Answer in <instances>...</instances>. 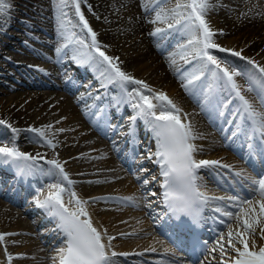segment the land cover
Instances as JSON below:
<instances>
[{"label":"bare ground","instance_id":"6f19581e","mask_svg":"<svg viewBox=\"0 0 264 264\" xmlns=\"http://www.w3.org/2000/svg\"><path fill=\"white\" fill-rule=\"evenodd\" d=\"M153 1L154 0H83V2L81 3V11L84 13L85 18L88 20L89 25L91 26L93 31L97 33V41L99 42L102 51H105L106 54L109 56L118 58L117 62L119 63L121 69L125 72H127L129 68L127 62H132L134 64V61H136L137 63L135 64V66L137 67L135 73L136 75H138V78L146 82L150 86V88L153 89L154 92H164L167 94V96L169 95L171 98L173 96V95L171 96V93L174 87L172 86L173 88H171L168 86L169 87L168 88L165 85L161 84L163 80H164L163 83L165 82L166 79H164V77L166 78V76L162 74L161 72L162 69L160 67L161 61L158 62L156 60L157 59L156 56L160 55L159 53L160 52L162 53L163 51L164 53L165 51H167L168 53L167 52L166 53L170 55L171 53H169V51L171 52L174 51V50L173 51L170 50L172 48L169 49L167 48L170 45V42L174 44L175 42L179 41L177 40V38L180 39V41H182L181 38L183 37H186V40L188 38L182 32H177L175 30H168L167 26L165 28L166 30L165 32L157 35H152V33L155 32L156 28L158 27L160 28V25L157 24V22H155L156 10L154 12L152 11L153 14H151L150 11V5H152ZM234 1L236 0H209L211 7L209 8L207 13L216 12V14L222 15L220 21L223 22L222 25L224 26V28L220 29V31H224V33L233 32L235 35V40L236 39L243 40L242 43L244 44L250 41V43L246 45L249 48H253L254 50L260 48V44H262V41H264V35H262L263 36L261 38L262 40H259L258 38L259 35L256 34L264 33L263 12L242 6H239L237 10L234 11L231 10V8L228 9V7L234 5ZM247 1L248 2L250 1L254 4L263 0H247ZM17 2L18 4L21 3L22 8L25 9L27 12H30V14H32V17L34 16V18H36L39 15L38 18L42 19L41 17L42 15L44 16L50 15L48 18L51 17L50 19L52 22L51 25L44 24L38 26L31 22L32 21L31 18L29 19L30 21H19L22 25L20 27L21 28L20 31H22L21 36H23V38L25 39L20 40L17 38L16 41L18 42V44L12 46L9 44L10 42L9 43L6 42L5 41L6 39L3 38L2 36L3 35L9 36L8 35L9 31L6 30L5 28L7 26L9 27L13 23L10 15L13 12L14 8L18 7ZM7 3L11 4L12 7L8 11V14L2 18L3 27H0V36L1 34L3 35L0 37V57L2 56V52H1L2 48L8 46L10 50L11 58L5 61V64H7V68L9 69L6 68L7 70L0 71L1 74L4 72L6 76V79L0 80V119L6 121L8 124H11L13 128H17L21 130L17 134V138L15 140L16 146H18L20 151L25 153H30L35 155L37 153L45 154V158L47 156L58 157L59 155L57 160L60 159L61 164L63 165L65 164L64 167L67 170L66 173L70 175V178L72 176H75L72 177L73 180L79 181V184L73 183L71 187H74L73 191H75L78 197H80L83 200L89 199L90 196L93 194H96L95 197L97 196L100 197V193L104 194L103 195L104 198H108L111 197L112 194L115 195V193L121 195V191H122L123 193H127L129 195L136 193L135 195L139 197L138 198L139 203H142V199H140V197L142 196L141 194L142 189H140L138 180L135 179L137 173L128 174L127 172H125L126 171L124 169L125 165H123L124 162H120L113 156H109L112 154L108 146L110 143L107 142L106 139H104L100 135L97 136L95 134L92 135L91 132L87 131L86 130L87 127L91 129L90 123L86 124L82 119L86 115L87 111L88 114L93 117V119L94 117H96V114L101 111L102 112L101 120L104 119L106 123H107V118L111 117L108 126L111 129H115L117 132L114 137L115 140L117 141L115 144H118L119 139H116L118 138L117 137L118 134L121 133L135 134L136 137L138 138L137 140L138 143L140 140H142L139 144H136V148L138 151H141L139 155H141L144 158L145 157L148 158L149 153H152L151 149L147 150V147H145L146 146L145 144L148 143L149 148H151L150 143L152 144V142L154 141L153 139L150 138L151 132L145 126L144 122L140 119H137L135 124L131 123L132 121L130 120V118L134 115L133 109L129 105H127L125 108L122 107L124 101L127 99L126 95H124V93L121 92L116 98H113L117 95V92H119L120 89L115 88V85H108L105 88L101 87L100 71H102L103 68L97 69L95 66H91L88 64H85L83 68L76 67V65L73 64L74 62L72 63V60L70 59L62 62L59 58L60 53H57L55 51L57 47H60L62 45L61 44V41H63L62 38L66 40L69 39L70 41H72L71 43H69V46L75 50L74 55L80 56L84 51H87L81 45L75 43V40H87V42L90 43L91 38L88 35L87 31L83 28L81 30L79 29L78 30L79 32L74 30V24L76 20L75 15L74 18L72 19V22H71V17L69 15L71 12L72 13L75 12L74 5L71 2H69L65 6L61 3V0H7ZM137 5L138 6L141 5V8H143L142 12H134L133 10L135 9L134 6ZM61 7L63 8V11L67 13V15L61 16L60 19L58 20L57 19V16L59 15L58 9ZM234 7L236 8L237 6ZM224 9L229 10V12L225 11ZM32 12H35V14ZM115 13L117 14L119 13V15H116ZM150 20L153 21L151 22ZM68 23H71L69 24L70 26L68 25ZM15 25H17V23H15ZM25 27L38 28L42 32L41 34L35 31L29 32L28 30H26ZM70 29L72 33L70 32ZM144 31H146V33L149 35L150 38L144 37L145 36ZM247 32H250L251 34H248ZM61 33H63V35H61ZM253 33L257 37L256 40H252L249 38V35H252ZM121 36L122 37L124 36L125 40L123 41L122 45L118 46L117 44L114 43L115 42L114 40L116 37H121ZM28 39L29 40L33 39L36 42L38 41L40 42L41 45L42 44L46 45V47L48 45L54 46V49H52L53 57L55 56L54 60H58V61L60 60L59 65L57 66L58 69L56 68L55 71V73H57L56 76L58 77V80L56 79L51 80L50 78H46L48 77V75L52 76L55 73L52 74V71L50 72L46 71L47 69L42 67L43 66L42 64H44L42 63V59L50 58L53 60L52 54L49 51H45L41 49L40 45L37 46L38 42L35 44L34 43L31 44L30 41H28ZM161 40H163V42H161ZM107 41H110V44ZM182 42L181 44H183ZM240 42L241 41H238L239 44ZM221 43L223 44L222 41ZM22 47L26 48L28 52L26 51L25 53H21L22 50H24ZM236 51H239V49H237ZM117 53H119L120 55H118ZM22 58L27 59V61H25V66L23 68L21 66V63H19V61L15 62V60L18 59H20V62H22L23 61L21 60ZM177 58L178 57H176L174 60L173 58H170L169 60L167 59V61L170 64V69H169L170 73L175 74V77H179V79H181V74L184 72V70H182V72H179L177 69L179 65H181V63L184 62L185 60L180 59V61L178 62L176 61ZM179 58H181V56ZM145 59H147L146 61L148 65L145 62L143 64L142 61H144ZM85 66L87 67L85 68ZM165 71L167 72L168 70H166L165 68ZM7 77L10 80L7 79ZM255 77H258V75L254 76V79ZM84 78L86 79L85 83H83ZM237 81L242 86V89L243 87L247 88V86L245 85V81H243L240 77H237ZM91 83L93 84L97 83L95 85H98L99 89H96L95 92H93L91 90V85H90ZM78 84L80 85V88L78 90H74L75 87L78 86ZM130 86H132V88L137 87L135 85H130ZM130 86L129 88H131ZM59 87H62L63 89L65 88V89L73 90L74 91L73 95L77 93L76 98L83 99V102L77 105L76 103L74 104L73 99L70 98L71 99L70 101L71 105H70L68 103V99H69L68 97L70 96L67 95L68 93L63 92V90H59L60 89ZM255 88L256 91L259 93L262 91L258 81L255 83ZM177 90L175 91L177 92ZM93 94L95 96H93ZM97 94H99L100 96ZM97 96H99V99L96 98ZM172 99L175 102V104H177V106H178L177 103L178 101L182 103V101L178 100V98L175 99L172 97ZM98 100H100V103ZM202 100H203L202 104H204V99L202 98ZM59 104L60 105L63 104L62 107H64V111L59 106ZM255 105H258V101L255 103ZM18 106H19L18 109H21V111L20 112L16 111L17 113L12 112V109H14L15 107L17 108ZM117 108L118 110L117 112H115ZM35 109L38 110L39 112L36 111L33 112ZM257 109L259 110V108ZM65 110H68L69 112H66ZM203 110L208 113L211 112V110L209 109V105L203 107ZM187 115H190V121L195 130L197 127L195 124L198 122L197 121L198 116L196 117V114L193 111V109H189ZM181 118L183 121L184 117L181 116ZM49 125L51 127H46ZM30 128H44L46 137L48 139H51L53 143L57 145V147L53 149L35 142L34 140L35 134L27 131ZM60 129H64V131H60ZM74 130H78L79 132L78 131L75 132ZM102 130H103L102 135L107 136L109 132L108 131L106 132V129L104 128ZM198 132L200 133V131ZM205 134L207 135V132ZM12 135L13 134L11 133L10 129H7V127L3 129V127L0 125V146H5V145L12 146L11 144ZM212 136L215 138L211 139L212 141H210V143H208V141H206L204 138H199L194 141L197 148L199 149L195 154L196 157L205 159L208 155H210L207 154V152H205L203 149L206 143L209 144L210 149L214 145L213 142H216L218 144L219 141L218 135L213 132ZM208 137H210L209 134ZM61 140L68 142L69 151H70L69 154L63 153L64 154L63 155L61 154V152L58 153L59 143H62ZM120 140L122 139L120 138ZM36 144L38 145L36 146ZM217 148L219 149V144ZM218 149L216 154H218L220 157L224 156L225 158H231L233 156V154L229 152L228 148L220 146V149L219 150ZM61 155H63V157L64 156L67 157L68 155L66 161L70 162L73 165L75 164L73 170L69 169L70 166L67 167L68 166L67 162H65V160L62 159ZM103 156H104L103 158L104 160L102 159L103 162L101 163V160L98 158ZM117 157L122 158L120 155L119 156L117 155ZM39 163L41 164V162ZM40 164L38 165V167H42L43 163L42 165ZM103 165L104 166L110 165L109 166L110 168H114L115 170L116 169L118 170L115 171V173L113 174H109L107 170L103 168ZM95 167L98 168V170H96ZM122 170L125 171L124 174L121 175V173H123ZM117 175H118V179H117ZM11 178H13L12 179V181H14L13 184L16 185L17 189L11 183L10 186L12 187L8 186L9 190L8 193H6V191H3L2 189H4L5 187L7 188V182ZM40 178H46V180L51 179L53 181H56V183L58 182V178L45 175L38 171L34 175L21 176L17 173L13 165L0 164V181L3 180L6 182V183L3 182V184H1L0 192L3 193L2 194L3 196L6 197L9 196L10 198H12V201L18 205L21 202H23V199L25 198L24 194L29 191L27 190L28 188H26L25 185H28L29 182L38 183ZM110 179L113 180V182H110V184H108L107 182H109ZM50 183L52 184V182ZM41 190L42 191H39L38 193L41 195L42 198L40 199L42 200L44 199L47 193H45L46 189L45 190L41 189ZM21 191L24 192L22 193ZM11 192L12 193L15 192V193L12 194ZM152 192L155 191H151L149 194H151ZM162 194L163 191L161 192V197ZM112 198H116V197L113 196ZM66 199H68V197L65 196V201H67ZM99 200L93 202L92 199H90L86 207L89 212V215L91 216L93 226L97 227V229L101 230L102 232H105L106 230V235L104 237L105 242L106 243L109 242L108 237H115V239L110 241V248H109L110 252L114 250L113 249L114 247L115 249H121L123 251L124 250L134 251V249H139L144 247H149L150 252L151 251L165 252L166 250L173 251V248L170 246L169 242L166 241L165 239L163 240L161 236L156 234L155 230L149 226V221L147 220L146 221L148 222V225L143 230L146 229V231L149 232V234H146L145 236V238H150L149 240H144V242L142 241L143 239L140 240L139 235H136L140 233V230H137V228L136 229L133 228L135 229L133 231L131 230L128 231V229L131 228V227L128 228L129 225L132 226L135 223L133 218L138 217V213H141L140 211L139 212L133 211L132 213L129 214V211L126 212V210H128V208L125 207L126 205H124L118 199H115L112 202L111 200L108 201L103 199L101 200L100 203ZM34 203L35 202H33V204ZM16 204H11L10 202L7 203V201L4 198L0 199V234H6L5 233L7 232L6 230H8V233L12 234L9 236L5 235V239L3 241H0V256L2 255L3 251L6 250L5 256L11 254V256L13 257V259L11 260V264H21L23 263V261H26L27 258L30 256L28 254L29 251H27L26 249L28 248L29 245H31L30 242L32 240L29 242L28 237L25 236L23 237L22 235L15 234L14 232L18 231L19 233L20 231H25L31 233L32 232L31 229H34V232L38 233L39 235V231L35 230L36 229L35 224H33V222L35 221V223L38 226H40L39 225L40 223L45 224L44 225L45 228H43L44 231L42 232L41 239H43L45 248L53 250L52 259H51V263H53L54 258L58 256V252H57L58 249L64 247V240H62V243L58 245L53 243L57 239H60L62 236L60 230L57 227V223L51 220L50 218L51 216L48 214V212L45 209L38 207L37 204H34L36 207L33 208L36 209L37 217L30 219L28 215L25 214L24 210H22V208H19ZM122 217H124L125 220H121ZM119 220H121L122 222H119ZM4 223H7L8 226L10 227L4 226ZM262 225H264V221H262ZM126 226H128L127 227L128 229L123 231L124 229H126ZM140 227H143V225L138 224V228ZM112 231L114 232L123 231L121 232V234H124V232L127 231L128 232L124 238L123 235L122 236L114 235ZM256 233L258 235V236L256 235V239H254V241L250 239L249 241L250 248L252 247V244L254 245L258 244V246H261V244H263L264 246V239H262L259 235L260 230H256ZM111 234H113L114 236H111ZM117 239L120 240V242H116L115 240ZM152 249L155 250L153 251ZM19 250H21L22 252L20 253ZM146 253L148 254V252ZM1 258L2 257H0V261ZM2 261L0 264H4ZM41 262L40 260L35 261V264L44 263ZM188 262L189 261H185V264ZM57 264H58V259H57ZM112 264H126V262L121 261V259H117V258L115 259L112 257Z\"/></svg>","mask_w":264,"mask_h":264},{"label":"snow or ice","instance_id":"6c2138e0","mask_svg":"<svg viewBox=\"0 0 264 264\" xmlns=\"http://www.w3.org/2000/svg\"><path fill=\"white\" fill-rule=\"evenodd\" d=\"M69 2L74 5L75 13L78 15L83 29L87 30L91 38L90 43L87 40H75L76 44L81 45L87 51H84L80 56H74L73 59L82 65L88 64L97 69L103 68L100 71L101 87L115 85L126 95L129 106L134 111L130 120L133 123L137 119L142 120L156 143V151L149 153L148 158L155 157V163L160 168V175L163 179L161 187L164 189L162 203L176 219L187 217L193 226L198 225L202 218V206L207 204L209 199H225L223 197L210 198L200 190V185L197 183L199 170L213 166L220 168H230L231 166L221 164L218 160L198 161L195 158L199 149L194 141L201 137L195 132L191 121H182V109L166 93L154 92L146 82L135 79L123 71L117 62L118 58L109 56L101 50L97 41V33L93 31L81 11L83 0H61L65 6ZM167 2L168 0H155V6L159 7V10L156 11L155 22L167 23L168 30L182 32L188 37L187 42L179 46L181 59L191 66L181 74V79L186 80L183 87L193 96L199 93L204 99L202 107L210 105L220 117L225 116V110L232 99L238 101L229 120V123L235 128L232 136L248 134L252 138L259 137L264 143V112L257 110L253 102L246 98L242 86L237 81V77L247 76L250 84L247 89L249 92L255 90V83L258 81L262 89L258 93L259 100L261 104H264V66L248 60V63L252 64L260 74L254 79L253 74L238 70L228 61L221 60L213 54L212 50H218L223 53H231L235 57H241V52L221 47L215 43L213 39L215 33L206 20V14L211 7L209 0H183V2L177 0L174 8L165 9L163 5ZM155 6L153 10H155ZM11 7L12 5L7 3V0H0V27H3L2 18L8 14ZM58 12V20L61 16L67 15L62 7L58 9ZM165 31L158 27L152 35ZM71 42L69 41V43ZM69 43L57 47L55 51L60 53L62 49L69 46ZM130 85L137 87L130 89ZM225 93L228 96L227 101L219 102V97ZM96 98L99 99V96ZM236 121L239 123H234ZM243 124L250 126L249 132H244ZM0 125H6L13 134L12 146H0V164L13 165L21 176L34 175L38 171L58 178L57 183L49 185V191L44 199L36 200L38 207L45 209L49 215L56 219L57 227L65 238L64 247L58 251V264H112V257L118 255L114 251L109 252L110 241L115 237H108L109 242L106 243L104 239L106 230L102 232L93 226L86 207L89 201L81 199L75 191L67 187L74 181L69 178L63 165L58 160L52 159L46 160L51 168L45 170L38 167L39 161L45 158L40 153L33 156L30 153L22 152L15 144L17 134L21 130L13 128L4 120H0ZM27 131L35 134V142L53 149L57 147L51 139L46 137L44 128H30ZM60 131H64V129H60ZM236 175L239 176L241 173H236ZM257 176L258 178L247 179L250 197H258V199H240L236 196L227 198L229 201H238L241 205L240 212L235 215L231 212L223 213L239 222L241 229L236 232L230 229L227 233V246L236 253L233 264H264V247H260L258 251L253 250L250 248L248 238L250 235L257 234L256 226H261L259 235L264 239V225H262V221H264V173L258 172ZM143 183L147 184L148 181L145 179ZM65 193L68 196L67 202ZM152 195L155 196L156 193H152ZM99 199L102 198H92V201L96 202ZM104 199H119L136 204L135 197ZM70 205L74 206L70 207ZM243 205H247V207H243ZM256 205H259L258 213ZM216 211L219 212L221 209L217 208ZM5 235L12 234H0V241L5 239ZM192 243L195 248L197 241L193 239ZM238 244L242 247H238ZM220 249L222 253H225L224 244H220ZM215 250L213 249V251ZM120 255L129 254L121 253ZM12 259L13 257L8 255L9 264Z\"/></svg>","mask_w":264,"mask_h":264},{"label":"rangeland","instance_id":"374dc122","mask_svg":"<svg viewBox=\"0 0 264 264\" xmlns=\"http://www.w3.org/2000/svg\"><path fill=\"white\" fill-rule=\"evenodd\" d=\"M183 0H180V2H182ZM177 3V0H173V2H172V0H168V2L166 3V4H164L163 5V7L165 8V9H172V8H174L175 7V4ZM246 3H247V5H251L252 7L254 6V4L252 3V2H248L247 0H246ZM250 3V4H249ZM262 2H259L258 4H261ZM17 4H18V2H17ZM244 5V1L243 0H241V1H239V3L237 2V3H234V5H233V9L231 8V10H237V8L240 6V5ZM21 5V6H20ZM155 6V5H154ZM154 6H153V8L151 9V14H153L152 13V11L154 12L155 10L156 11H158L159 10V7L157 6H155V10H153L154 9ZM234 6H237L236 8L234 7ZM20 7V8H19ZM139 8V9H136V12H142V10H141V6L139 5H137V6H135V8ZM16 8V9H15ZM14 8V10H13V12L11 13V15H10V17H11V20L13 21V23L8 27H6L5 29L6 30H8L9 32H10V34H9V32H8V35L9 36H7V35H3V34H1V36L3 37V38H5L6 40V42H10L9 44L10 45H12V46H15L16 44H18V42L16 41V39L18 38V39H25V38H23V36H21L22 35V31H20V27L22 26L21 25V23L19 22V21H30L29 19L31 18V22L33 23V24H35V25H38V26H41V25H44V24H50L51 25V17L50 18H48L49 16L47 15V16H44V15H42L41 17H42V19H39L38 17H39V15H38V17H36V18H34V16L32 17V14H30V12H27L25 9H23L22 8V4L21 3H19L18 4V7H15ZM22 8V9H21ZM157 8V9H156ZM228 9H230V8H228ZM262 9V8H261ZM225 11H228L229 12V10H226V9H224ZM264 10V9H263ZM155 11V12H156ZM74 12V11H73ZM231 12V11H230ZM264 12V11H263ZM32 13H34L35 14V12H32ZM150 13V12H149ZM215 13V14H214ZM214 13H207L206 14V20H207V22H208V24H209V26H210V28L213 30V32L215 33V35H214V37H213V39H214V41H215V43H217V44H219L221 47H224V48H227V49H231V50H234V51H236L237 49H239V52L240 51H242V52H244V53H242L241 52V57H244V58H247V59H245V61H248V60H252V61H254V62H258L261 66H264V41H262V44H260V48H258V49H253V48H249V47H247L246 45H248L249 43H250V41H248V42H246V44H244V43H242V41L243 40H239V39H236L235 40V35H234V33L233 32H225L224 33V31H220V29H222V28H224V26L222 25V23L223 22H221L220 20V18H221V16L222 15H220V14H216V12H214ZM116 15H119V13L117 14V13H115ZM155 14V13H154ZM70 15V17H71V22H72V19L74 18V15H75V18H76V20H75V24H74V30L75 31H78L79 29L81 30L82 28H83V26H82V23L79 21V17H78V15L74 12V13H70L69 14ZM119 17V16H118ZM151 21V20H150ZM153 21V20H152ZM151 21V22H152ZM44 22V23H43ZM15 23H17V25H15ZM69 24H71V23H68V25ZM157 24H159L160 25V28L161 29H165V26H167V24H164V23H161V22H157ZM163 24V25H162ZM70 26V25H69ZM13 27V28H12ZM218 27V28H217ZM26 28V27H25ZM216 29V30H215ZM14 32H13V31ZM26 30H28L29 32H31V31H35V32H39L40 34H41V30L40 29H38V28H26ZM86 30V29H85ZM218 30V31H217ZM12 31V32H11ZM87 31V30H86ZM70 32H71V29H70ZM79 32V31H78ZM72 33V32H71ZM144 37H147V38H150L149 37V35L146 33V31H144ZM222 35H221V34ZM248 34H251L250 32H247ZM217 34V35H216ZM242 34V33H241ZM256 35H259L258 36V38H259V40H262L261 38L263 37L262 35H264V33H257ZM256 35H254V33L252 34V35H249V38L250 39H252V40H256L257 39V37H256ZM0 36V37H1ZM218 36V37H217ZM252 36V37H251ZM188 38V37H187ZM224 38V39H223ZM62 40L63 41H61V44L63 45V44H65V43H69V39L68 40H66V39H64V38H62ZM125 40V37L123 36H121V37H116L115 38V44H117L118 46L119 45H122L123 44V41ZM177 40H179L178 42H175L174 44L172 43V42H170V45L167 47L168 49L169 48H172L173 50H174V53L177 55V57H180L181 56V48L179 47L180 45H182L181 44V42L183 43V44H185L186 42H184V41H187L186 40V37H183V38H181V40L182 41H180V39H178L177 38ZM218 40H219V43H218ZM28 41H30V43L32 44V43H37L36 41H34L33 39H31V40H29L28 39ZM221 41L223 42V44L221 43ZM238 41H241L240 42V44L238 43ZM109 44H110V41H107ZM38 45L37 46H39L40 45V48L41 49H43V50H45V51H49L51 54H52V52H53V50L52 49H54V46L53 45H48L47 47H46V45H41L40 44V42H38L37 43ZM60 44V45H61ZM113 44V43H112ZM178 44H179V46H178ZM175 45V46H174ZM11 46V47H12ZM230 47H233V48H230ZM245 47V48H244ZM23 48V47H22ZM178 48V49H177ZM241 48V49H240ZM24 50H22V52L21 53H25L26 51L28 52V50L26 49V48H23ZM167 49V50H168ZM176 49V50H175ZM254 50V51H253ZM70 51V52H69ZM1 52H2V56L0 57V71H2V70H7V69H9V68H7V64H5V61H7L8 59H10L11 58V54H10V50H9V47L8 46H6V47H3L2 48V50H1ZM166 52L167 51H165V53H164V51L161 53L162 54V56L161 55H157L156 56V60L158 61V62H160L159 64L161 65L160 67H161V69L164 71V73H166V74H164L163 73V71H162V74L164 75V76H166V80H165V82L163 83V82H161V84H163V85H165L166 87H171V88H173V90L175 91V90H177V92H179V93H177L176 91L174 92L173 90H172V95H174L175 97L178 95V96H182L181 98H185L186 96H185V94H182L183 93V88H181V91H180V88H179V86H180V81L179 80H177V82L174 80V78H172L173 76H170L171 74H170V72L169 71H165V68H166V70H168L167 69V67H166V65H165V67H164V62H163V60L165 59V58H167V57H169V55H167L166 54ZM212 52H213V54H215V55H217V57L218 58H220L221 60H226V61H230V59H232L231 58V53H227L226 55H224L223 56V54L224 53H222V56H219V54H217L219 51L218 50H212ZM260 52V53H259ZM74 53H75V50L72 48V47H70V46H68L67 48H65V49H62V51L60 52V60L63 62V61H65V60H72V63L73 64H76L77 62L73 59V57L74 56H76V55H74ZM248 53V54H247ZM71 54V55H70ZM118 55H120L119 53H117ZM230 55V56H229ZM230 58H229V57ZM70 57V58H69ZM233 58H234V60L235 61H237V60H239L241 57H235V56H232ZM52 58H53V60L52 59H50V58H43L42 59V63H44V64H42L43 66L42 67H44V68H46L47 70L46 71H52V74H54L55 73V71H56V68L58 69V65H59V61L58 60H54L55 59V56L53 57V54H52ZM160 59V60H159ZM21 60H23L22 62H20V59H18V60H15V62L16 61H19V63H21V66H22V68L25 66V61H27V59L26 58H22ZM147 59H145L144 61H142L143 62V64H144V62L147 64V61H146ZM12 61V60H11ZM41 61V60H40ZM179 61H180V59H179ZM233 60H231L230 62H229V64H234L235 63V61H233ZM242 61H244V60H242ZM14 62V61H13ZM137 62L136 61H134V64L132 63V62H127V65H128V70H127V74H129L130 76H132L133 78H135V79H139L138 78V75H136V73H135V71H136V67L137 66H135V64H136ZM167 63V62H166ZM246 64H248V66H250V68H251V72H249V73H252L253 75H256V73H257V70L255 69V67L252 65V64H249L248 62H245ZM158 64V65H159ZM236 64V63H235ZM238 64V65H237ZM237 66H235L237 69H241V68H243V69H245V67H243L239 62H237ZM148 65V64H147ZM167 65H168V63H167ZM223 66V65H222ZM48 67V68H47ZM87 66H85V68H86ZM135 67V68H134ZM163 67H164V69H163ZM170 67V66H169ZM7 68V69H6ZM190 68V67H189ZM189 68H187V69H189ZM245 70H247L248 71V68L247 69H245ZM16 73V72H15ZM134 73V74H133ZM169 73V74H168ZM255 73V74H254ZM56 74L57 73H55L54 75H48V77H46V78H50L51 80H53V79H58V77L56 76ZM168 76V77H167ZM4 77V78H3ZM53 77V78H52ZM55 77V78H54ZM171 77V78H170ZM1 79H6V76H5V74H4V72L1 74L0 73V80ZM7 79H9L8 77H7ZM45 79V78H44ZM168 79V80H167ZM10 80V79H9ZM139 80H141V79H139ZM85 79H84V83H85ZM166 81H167V83H166ZM169 81H170V83H169ZM97 83H98V81H97ZM97 83H95V84H97ZM173 83H175V84H173ZM176 83H177V86H176ZM95 84H91V90L92 91H95L96 89V87L98 86V85H95ZM95 85V86H94ZM173 86V87H172ZM168 87V88H169ZM115 88H118V89H120L118 86H115ZM177 88V89H176ZM117 89V90H118ZM176 94V95H175ZM180 94V95H179ZM199 94V93H198ZM95 96V95H94ZM187 98V97H186ZM185 98V101H187V103L189 102L188 101V98L186 99ZM59 106L63 109V111H64V107H62L63 106V104H59ZM19 108V106L16 108H14V109H12V112H20L21 111V109H18ZM66 108V107H65ZM39 112L38 110H34L33 112ZM66 112H69L68 110H65ZM16 112V113H17ZM72 116V115H71ZM197 116V115H196ZM200 116V117H199ZM72 118V117H71ZM198 120H199V118L201 119L202 118V116L201 115H198ZM1 120V119H0ZM197 120V121H198ZM204 124H200V126L197 128L198 129V131H200V133H199V135H201L202 136V138H204L206 141H208V140H210V139H212L213 138V132H212V130L210 129L211 127H206L207 125H204ZM2 127H3V129H5V127H6V125H1ZM202 127V128H201ZM200 128V129H199ZM206 128V129H205ZM211 130V132H210V130ZM203 132H202V131ZM78 131V130H77ZM205 131V132H204ZM79 132V131H78ZM207 132V135L205 134ZM2 134H3V132H2ZM208 134H209V136L210 137H208ZM79 135H81V134H79ZM208 139V140H207ZM61 142L62 143H59V148H58V153H60L61 152V154H69L70 153V151H69V144H68V142H65V141H63V140H61ZM65 146H64V145ZM208 146L206 147V149H205V152L206 151H210L211 149H210V146H209V144L208 143H206ZM38 144H36V146H37ZM63 146V147H62ZM68 147V148H67ZM87 148H88V145H87ZM63 154V155H64ZM33 156H36L35 154H32ZM63 155H61L62 156V159H64L65 160V162H67L66 161V159H67V157H68V155H67V157L66 156H64L63 157ZM41 156H43L44 158H45V154H41ZM58 157H59V155H58ZM58 157H46L45 159H42V160H40L39 162H41V164L40 165H42V163H43V165H42V167L44 168V169H49V168H51V165H49V164H47L46 163V160H52V159H54L55 158V160H57V158ZM66 157V158H65ZM49 158V159H48ZM51 158V159H50ZM98 159H100L101 160V163L103 162V160H102V157L100 158H98ZM58 161L60 162V159H58ZM97 161V160H96ZM61 163V162H60ZM80 163H83V162H80ZM98 163H99V161H98ZM63 165V164H62ZM65 165V164H64ZM64 165H63V167H64ZM67 167H69V169H71V170H73V168H74V165L73 164H71L70 162H67ZM72 165V166H71ZM81 165V164H80ZM79 165V166H80ZM104 167V166H103ZM96 168V167H95ZM100 168V167H99ZM64 169H65V167H64ZM96 170H98V168H96ZM106 170V169H105ZM113 171V170H112ZM65 172H67V170L65 169ZM111 172V171H110ZM108 173H109V171H108ZM68 174V173H67ZM109 174H111V173H109ZM69 176V178H70V175H68ZM72 177H75V176H72ZM71 177V178H72ZM70 178V179H71ZM72 181H74V183H77V184H79V181H76V180H73V178H72ZM110 182H113V180H111L110 179V181L109 182H107L108 184H110ZM31 184V186L33 187H35L36 189H34V190H32V188H30V190H32V191H36V193H37V191H38V189H39V187H41L40 186V184L39 185H35V184H33L32 182L30 183ZM33 184V185H32ZM105 185H107V184H105ZM72 186V185H71ZM71 186H69L68 188H70L71 190H74V187H71ZM31 191V192H32ZM48 191H49V188H48ZM30 196H32V195H30ZM112 196H114L113 194H112ZM111 196V197H112ZM114 197H117V195L116 196H114ZM121 197H130V195L129 194H127V193H124V194H121L118 198H121ZM30 198V197H29ZM95 198H98V197H95ZM99 198H102V199H100L99 200V203L101 202V200H103L104 199V196L103 195H101ZM33 199H36L37 200V198H36V195H35V197L33 198ZM92 199V198H91ZM29 200V199H28ZM104 200H108V199H104ZM114 199H111V202L113 201ZM86 201H90V200H86ZM109 201V200H108ZM110 202V203H111ZM108 203V202H107ZM112 204V203H111ZM139 209H137V208H128V210H126V212L127 211H129V214L130 213H132L133 211L135 212V211H138ZM135 217V216H134ZM121 220H125V218L124 217H122V219ZM121 220H119V222H122ZM133 220L135 221V223L132 225V226H130L129 224V227L128 226H126V229H124L123 231H125V230H127L128 228H130V229H128V231H133V230H135L136 228H137V230H140V233H138V234H136V235H139V238H140V240H142L143 242H144V240H149L150 238H145V236H146V234H148V232L146 231V229L145 230H143L147 225H148V222L146 221L147 219L141 214V213H138V217H135V218H133ZM138 224H142L143 225V227H140V228H138ZM125 226V225H124ZM128 227V228H127ZM257 228L255 229V231L256 230H258L259 228H260V226H256ZM133 228H135V229H133ZM228 229V230H227ZM227 231H229L230 229L233 231V232H236V230H235V227H233V226H231V225H229L228 227H227ZM32 230V232L30 233V234H28L27 232H25V233H23V234H21L23 237L25 236V237H28V240H29V242L31 243V245H29L28 246V248L26 249L27 251H29V257L27 258V260L26 261H23V263H21V264H35V261H39L40 260V262L41 263H43V264H52L51 263V259H52V252H53V250L52 249H46V248H43L42 246H44L43 245V241L42 240H40L41 239V237L38 235V233H36V232H34V230L33 229H31ZM225 230V231H226ZM7 231V230H6ZM123 231H117V232H114V231H112L113 233H114V235H116V236H118V235H120V236H122V234H121V232H123ZM127 231V232H128ZM3 232V231H2ZM127 232H124V234H127ZM142 232V233H141ZM6 234H8V232H5ZM113 234H111V236H114ZM257 235V234H256ZM256 235L255 236H249L248 238L250 239L251 238V240H253L254 241V239H256ZM9 236V235H8ZM125 236L126 235H123V237L125 238ZM135 236V235H134ZM258 236V235H257ZM126 238H128V237H126ZM36 239V240H35ZM126 240V239H125ZM116 242H120V240H115ZM38 242V243H37ZM39 242H40V244H39ZM35 244V245H34ZM40 245H41V247H40ZM37 246H39V247H37ZM237 246H239V247H242L241 245H237ZM256 246H258L257 244H256ZM256 246L254 245V244H252V247L255 249L256 248ZM30 247V248H29ZM259 247H264L263 245H261V246H259ZM113 248V247H112ZM114 250V252H116L117 251V253H119L118 254V256H116L117 257V259H119L120 258V254L121 253H129V252H132V253H136V252H139L140 250H138V249H134V251H132V250H121V249H115V247L113 248ZM113 251H111V252H113ZM12 252H14V251H12ZM11 252V253H12ZM19 252L21 253L22 251L21 250H19ZM109 252H110V250H109ZM110 252V253H111ZM41 253H42V256H41ZM11 255V254H10ZM122 256V255H121ZM5 257H8V255L7 256H5ZM136 258H138V256H135V259ZM116 259V258H115ZM121 259V258H120ZM127 259H130V256L129 257H127ZM131 259H134V257H132Z\"/></svg>","mask_w":264,"mask_h":264}]
</instances>
